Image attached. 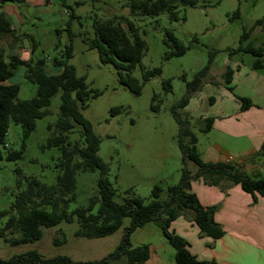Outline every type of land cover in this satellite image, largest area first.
<instances>
[{"label": "rangeland", "instance_id": "374dc122", "mask_svg": "<svg viewBox=\"0 0 264 264\" xmlns=\"http://www.w3.org/2000/svg\"><path fill=\"white\" fill-rule=\"evenodd\" d=\"M1 5V10L15 27L14 36L0 37L5 60L12 54L24 56L28 53L32 58L43 57L46 69L50 70L53 57L63 55L65 45L72 40L73 54L68 62L85 77L90 91L81 112L100 136L98 154L109 166L107 175L115 189L116 201H121L125 196H139L148 202L152 199L151 189L154 185L161 187V197L167 196L168 187L179 182L182 167L176 139L177 123L170 111L171 105L181 100L187 90L186 83L193 84L194 74L207 64L214 51L213 61L202 77L201 87L191 93L188 106L186 104L179 108L189 113L191 129L200 136L196 127L199 123L204 124L207 117L203 116L215 111L208 97L217 96V84L212 82L220 81L219 65L229 59L227 49L235 48L242 42L244 31L250 34L244 39V44L263 46L254 39L253 29L259 26L251 27L257 18L264 16V0H195L193 5L179 3L176 7L177 19H169L167 11L158 14L131 12L124 0H46L43 4L12 0ZM71 8L75 15L72 20L69 17ZM112 16L120 20L124 28H127L126 20L132 21L146 41V50L131 73L141 80L144 69L161 68L160 74L143 84L139 94L120 83L113 64L101 62L97 50L88 47L87 39L95 35L94 19ZM167 30L181 43L190 46L183 54L167 58L172 50L166 37ZM256 56L242 51L230 54V58L250 65H253ZM262 56L258 67L264 71V51ZM24 73L25 66L20 65L7 81L19 84L17 99L30 98L37 90V84L27 80ZM165 78L170 79L169 91L163 88L162 80ZM96 90L98 94L94 95ZM154 93L157 94L155 100L152 99ZM60 96L61 90L51 96L49 113L36 119L35 128L25 138L24 145L21 125L9 121L6 145L2 146L0 158V211L10 210L14 195L26 187L28 176H36L42 182L52 184L60 173L58 162L62 156L61 149L46 145L48 137L57 132L55 121ZM151 103H158V108L152 110ZM115 106L122 109L111 114L110 109ZM76 128L69 132L71 143L80 139ZM196 145L199 151L198 142ZM12 150H20L21 156L7 159L6 154ZM187 168L191 181L201 179L222 190L232 184L209 183L206 178H215L197 174L198 167L192 162H188ZM98 177V169L76 170L75 197L68 210L89 204L91 196L97 195ZM182 217L185 218V214L182 213ZM6 219L7 215L0 217V225ZM129 222L130 217L126 216L116 231L95 238L75 236L74 232L79 226L76 219L44 228L42 237L33 242L13 245L0 237V258L7 259L35 249L45 258L65 254L73 260H96L113 251ZM59 229L63 231L65 241L54 243L55 237L61 238ZM130 242L132 246L149 244L166 262L174 260V248L166 241L162 229L154 220L137 227L130 234Z\"/></svg>", "mask_w": 264, "mask_h": 264}, {"label": "trees", "instance_id": "16d2710c", "mask_svg": "<svg viewBox=\"0 0 264 264\" xmlns=\"http://www.w3.org/2000/svg\"><path fill=\"white\" fill-rule=\"evenodd\" d=\"M12 0H0V37L15 35L12 21L1 10V4ZM130 11H141L149 14H158L167 11L169 19L179 17L176 7L179 3L193 5L195 0H124ZM69 11L72 20L75 15ZM235 13L238 15V11ZM184 18V16H183ZM264 16L254 21L255 25L261 24ZM127 28L115 16L103 19H94L95 35L87 39L88 47L95 48L99 59L103 63H111L116 68L118 80L127 86L130 91L139 94L143 84L152 76L161 73V68L156 66L144 69L139 80L131 72L140 61L146 50V41L139 34L138 28L130 20H126ZM252 30V29H251ZM167 40L172 46L170 55H180L190 47L179 41L169 30L166 32ZM72 34H70L71 36ZM246 31L242 33L240 43L235 48H228V54L242 51L257 55L252 67L259 68L260 56L263 55L264 46L254 47L243 43L249 37ZM263 50V51H262ZM214 51L210 54L207 64L194 74L193 84L187 82V90L180 101L171 105L170 111L177 123L176 139L181 151L182 167L179 182L169 186L167 196L161 197V187L154 185L151 189L152 199L145 202L139 196H125L121 201L115 200V189L108 178L109 166L98 154L100 136L95 132L92 123L83 115L84 107L89 97V89L85 77L77 73L73 64L68 59L73 54L72 40L65 45L63 55L53 57V65L61 69L52 72L46 69L43 57L19 58L16 54L10 55L8 60L4 57V48L0 46V158L2 146H5V136L9 121L13 120L22 127L23 145L25 138L35 128L36 119L49 113L51 96L61 90L58 117L55 121L56 133L47 139V146H58L62 156L58 162L60 173L52 184L42 182L36 176H28L26 187L14 195L10 210H1L0 217L7 215L3 225H0V237L10 244L33 242L42 237L44 228L58 225L60 222H78L75 236L87 238L102 237L113 233L121 227L123 218L130 217L129 225L125 227L123 235L113 251L96 260H73L68 255L58 254L52 257H43L37 250L32 249L24 253L13 255L7 259L0 258V264H116L123 259L125 264H144L150 254L149 244L132 246L130 234L150 220L158 223L166 241L174 248L176 264H216L203 262L196 259L188 248L187 240L170 228V223L176 217L185 214L199 227V232L213 238L223 234V229L213 219L215 207H204L196 195L189 191L191 174L187 168L188 162L194 163L198 168L197 174H206L209 183L227 180L239 184L241 188L252 194L264 195V176L249 175L238 167L223 161H205L197 149V136L192 131L188 114L183 108L189 101L190 95L201 87L202 77L209 69ZM263 57V56H262ZM25 66L24 77L37 84L34 96L27 99H17L19 84L5 82L12 78L18 66ZM228 80V77H226ZM165 91L171 90L169 78L162 80ZM98 91L94 92L97 95ZM154 93L152 99L155 100ZM250 102L242 99L241 107H247ZM158 103H151L152 110L158 108ZM122 109L115 106L110 109L115 114ZM212 118H206L201 131H207L211 126ZM51 126L49 125V128ZM78 127L80 139L71 143L69 132ZM264 154V140L256 155ZM21 156V151H9L7 159ZM81 169H98L97 195L91 196L86 207H75L68 210L70 202L75 197V173ZM189 211V213H186ZM61 238L55 237L54 243L65 241L64 233L58 230ZM120 264V263H119Z\"/></svg>", "mask_w": 264, "mask_h": 264}, {"label": "crops", "instance_id": "0c3cea01", "mask_svg": "<svg viewBox=\"0 0 264 264\" xmlns=\"http://www.w3.org/2000/svg\"><path fill=\"white\" fill-rule=\"evenodd\" d=\"M30 1L43 4L46 0ZM255 26L254 39L264 46V21ZM16 54L21 59L31 58L28 53ZM228 57L227 62L219 65L220 81L212 82L217 84V96L208 97L215 111L203 116L212 118L211 126L205 132L201 131L203 123L196 127L201 134L195 133L199 153L205 161L228 162L249 175L264 176V154L256 155L264 140V71L232 59L229 54ZM60 69L50 65L52 72ZM243 98L250 102L244 108L241 107ZM188 104L189 101L186 106ZM220 183L229 185L231 182ZM189 191L202 206L215 207L213 219L223 229L221 236L213 238L200 233L191 216L180 215L171 221L170 228L187 240L190 253L196 259L216 264H264V195L256 194L253 198L239 184L232 183L222 190L201 179L190 180ZM119 263L125 264V260L116 262ZM144 264L176 262H166L150 247Z\"/></svg>", "mask_w": 264, "mask_h": 264}]
</instances>
